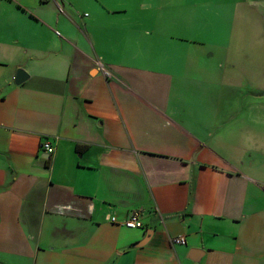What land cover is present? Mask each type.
<instances>
[{
  "label": "crops",
  "instance_id": "crops-1",
  "mask_svg": "<svg viewBox=\"0 0 264 264\" xmlns=\"http://www.w3.org/2000/svg\"><path fill=\"white\" fill-rule=\"evenodd\" d=\"M157 2L0 0V264H264V77L230 56L264 0L214 47Z\"/></svg>",
  "mask_w": 264,
  "mask_h": 264
},
{
  "label": "rangeland",
  "instance_id": "rangeland-1",
  "mask_svg": "<svg viewBox=\"0 0 264 264\" xmlns=\"http://www.w3.org/2000/svg\"><path fill=\"white\" fill-rule=\"evenodd\" d=\"M235 1L163 0L165 9L163 21L168 25L171 17H173L175 25L172 33L180 39L186 38V40L195 43L207 41L212 47L220 46L228 43L229 33L226 32L225 26L231 25L227 15L232 13ZM131 2L135 5L147 4L156 6L158 4L157 0H131ZM238 23L240 24L239 31L234 34L232 41L234 44L231 47L230 56L236 57L239 52L242 53L243 59L247 60L243 68L248 69L250 73H255L262 79L264 77V14L258 18H252L248 23L239 18ZM242 26L254 29L248 28L246 32L243 31ZM239 42L245 44V51H240L237 48L240 45ZM229 82L227 81V83ZM245 89H247L246 85ZM232 96H228L225 101H230L231 103ZM238 99L239 97L235 98V102H238ZM252 101L248 97L241 96L237 105L240 107L247 106ZM225 104L228 103L225 102ZM257 106H260V104L258 103Z\"/></svg>",
  "mask_w": 264,
  "mask_h": 264
},
{
  "label": "built area",
  "instance_id": "built-area-1",
  "mask_svg": "<svg viewBox=\"0 0 264 264\" xmlns=\"http://www.w3.org/2000/svg\"><path fill=\"white\" fill-rule=\"evenodd\" d=\"M42 150H44L45 153L48 154V156L52 155L53 152H55V148L53 147V145H51L48 142H44L42 144ZM141 217L142 216H141L140 211L132 212L130 217H128V219L126 221H124L125 227H127L128 229H139V228L143 229L144 225L142 223ZM112 220L115 221V219H112ZM172 242L175 244H185L186 238L185 237H178L176 239H173Z\"/></svg>",
  "mask_w": 264,
  "mask_h": 264
},
{
  "label": "water",
  "instance_id": "water-1",
  "mask_svg": "<svg viewBox=\"0 0 264 264\" xmlns=\"http://www.w3.org/2000/svg\"><path fill=\"white\" fill-rule=\"evenodd\" d=\"M28 76L25 74V71L23 70H18V72L16 73V78H15V82L20 85L22 83H24L27 80ZM49 158V156H47Z\"/></svg>",
  "mask_w": 264,
  "mask_h": 264
}]
</instances>
